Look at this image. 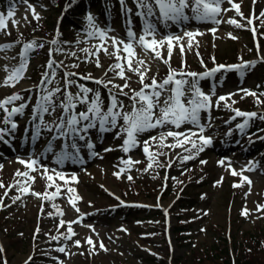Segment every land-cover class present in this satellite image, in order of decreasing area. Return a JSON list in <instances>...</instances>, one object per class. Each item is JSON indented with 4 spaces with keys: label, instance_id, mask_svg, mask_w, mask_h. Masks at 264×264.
<instances>
[{
    "label": "rangeland",
    "instance_id": "obj_1",
    "mask_svg": "<svg viewBox=\"0 0 264 264\" xmlns=\"http://www.w3.org/2000/svg\"><path fill=\"white\" fill-rule=\"evenodd\" d=\"M83 1L70 0L64 14L49 0H27V3L24 0H16L0 10V14L7 16L9 10L14 9V15L6 21V28L0 31V45H12L11 48L0 50V85L3 84L8 73L19 66L20 53L24 45L32 41H35L37 45L29 52L28 65L19 83L15 87L0 86V100L18 93L22 99L14 101L9 106L27 105L23 114L12 117L16 123H20L21 129L22 124L24 125L33 113L37 100L42 95V88L64 89L65 72L81 73L83 74H80L81 76L91 73L94 78L111 79L114 84L125 83L113 72L108 71L110 65L116 63L115 57L101 51L98 54L101 67H96L97 56L83 51V49H89L90 52H94L96 46L101 43H104L109 52L113 51L110 39L101 41L98 36L88 35L89 31H95V29L89 28L87 17L91 15L96 27L106 31L109 37H117L127 42L129 28L135 32L137 38L143 31L144 20L140 23L136 22L137 4L135 6L127 4L126 9L130 11L125 10L123 15L117 6L118 0H112L114 4L107 10L104 7L100 8L98 3L93 7L82 8V4L85 3ZM233 3L240 5V12L243 13L244 18H250L252 13L256 17L257 35L261 43L259 48L255 47L257 35L248 30L246 19L237 15L236 10L232 9L226 0L221 8L231 10L221 12V15L217 17L221 20L218 25L211 21L190 19L179 25L169 21L170 26L165 27L156 16L149 18L150 22L156 25L157 39L168 34L183 37L187 31L203 33L194 37L191 49L187 48L186 37L181 41L185 45L183 58L180 48L174 47L170 61L173 69L181 70L182 59L184 71L202 73L206 68L212 69L215 63L239 64L245 59L252 61L264 58V23H262L264 17L260 16V13L264 11V0H255V2L254 0H233ZM29 4L35 9L40 17L39 20L33 18L32 11L28 8ZM185 12L189 16L192 15L190 9H186ZM156 14L159 15L157 11ZM108 15L109 22L106 18ZM123 16L129 23L124 24ZM231 18L244 24L245 27L237 28L227 23L226 21ZM13 20L16 23H13ZM70 23L76 25L68 27ZM130 23H137L136 27L132 28ZM213 28L216 29L215 34L211 31ZM51 29L59 32V36L57 32L55 35L52 34ZM78 31L80 32L77 33ZM229 33L236 38H231ZM53 39L58 41L57 44L51 43ZM41 44L43 47H39ZM55 49L62 51H55ZM198 52L205 57L203 64ZM135 53L138 59L144 60L150 67L145 83L150 84L152 77L162 81L167 76L168 65L153 59L151 52L146 55L140 47H135ZM162 54L167 59L166 46L162 49ZM49 59L55 60L57 64L62 62L63 66L56 68V75L51 84L41 85L42 73L50 71L46 68ZM72 65H78V67H72ZM53 67L55 68L56 65ZM105 72L107 76L104 75ZM125 75L129 77L127 81L129 87L124 91L131 96L132 91H138L141 84L135 73L125 69ZM71 79L77 82L80 80L75 76ZM213 85H215L213 107L210 113L201 112L200 114V122L205 126L204 135L211 138V145L206 146L201 152L197 153L196 149H192L189 153L185 151V148H190V144L185 145L184 148L173 149L159 147L157 142H152L150 151L164 154L157 155L155 160L151 161V168L148 167L150 161L147 154L143 151L144 140L170 129L173 131L188 129L198 131V129L189 124L182 125L180 129L170 125L156 128L141 134L138 137L139 145L125 153L121 148L124 136L116 137L119 127L103 133L99 132L97 127L86 134L84 141L86 144L77 146L78 156L82 162H77L79 165L75 167L71 166L73 163L71 160L63 164L56 163V153L61 152L64 146L62 138L53 141L52 152H45L48 143L38 142V139L30 141L25 148L26 152H23L22 146L13 149L10 144L7 149H0V165H3L0 169V181L5 185L0 188V200H2L0 243L4 247L9 264H25L26 262H23L27 260V263L31 264H157L153 260L154 255H162L165 258L170 256V251L159 230L163 219L161 211L166 212V210L170 214L167 230L172 238L173 255L178 258L180 264H196L199 262L198 256L211 252L212 246L220 249L227 245L231 249L232 247L236 249L237 242L243 241L245 235L264 231V209L257 210L258 204L264 205V160L257 154L253 155L254 148L259 142L260 132L251 135L253 143L248 142L245 140L248 128L243 133L236 129L238 121H243L244 117L231 119L235 115L231 108L244 112L260 110L264 114V95H261L264 93V67L257 64L246 70L243 77L237 71H221L213 78L200 81V87L206 94L211 93ZM90 88L95 90V86ZM113 89L114 92L117 91ZM241 89L256 92L261 103L255 105L256 97L244 96ZM69 90L73 93L78 91L75 86ZM61 92L63 93V90ZM230 93H236L227 102L231 108L225 107L224 102H221L219 107L215 106V100L219 96H227ZM104 95L101 93V97ZM167 95L168 93L165 92L161 100L163 101ZM60 98H63L61 93L53 98L56 104L60 103ZM118 99L126 105L125 111H130L131 101L128 97L119 96ZM233 100L236 101L235 104H232ZM107 105L104 107L106 108ZM77 110L79 111L80 108L78 107ZM3 112L0 109V123ZM61 114L62 110L57 107L54 113L44 114V122L48 124L47 119L53 117L59 119ZM32 117L31 115L30 120ZM253 120L264 123V120L259 118ZM37 122L40 123L38 117ZM231 125L235 127L231 128ZM46 130L41 125L39 137L48 136L50 131L45 133ZM89 142L94 145V148L89 149L86 146ZM165 143L172 144L174 141L169 137ZM234 146H238L241 150H236ZM69 147L67 151L76 154V150ZM249 147L253 150L240 152ZM105 149L112 150L104 151ZM190 154L195 158L185 161L183 157ZM30 158L37 159L42 168L54 169L63 173L68 179L67 186L64 185V181L55 179V183L61 185V193L55 200H42L34 195L24 194L15 187L8 190L9 185L21 179L15 176L17 170L21 172L26 170L19 160L27 161ZM128 159L134 162L139 161V163H133L128 167L121 162ZM221 160L225 161L223 166L219 164ZM250 163L255 165L254 170L243 171V176L248 177L251 185L242 182L240 175L231 174V169L240 173L243 169H247ZM42 168L40 171L31 172L35 181L31 183L30 192L51 193L56 190L54 186L46 187L49 182L42 178ZM117 172L120 173L119 178L114 175ZM49 174H52L51 171ZM73 175L76 176L78 183L71 181ZM129 176L131 179H128ZM234 184H242V186L233 187ZM68 186L74 188L75 195L80 197L76 201L78 212L69 204L68 197L71 194L67 192ZM6 190L7 195H5ZM16 196H20V199L13 202V197ZM128 203L134 204L128 205ZM53 204L57 207H53ZM135 205L138 207H132ZM118 206L127 208H118ZM58 209L63 212V215H58ZM245 210L247 215L242 214ZM176 214H179L181 221H177ZM61 220L65 221L63 227H60ZM72 221H79L72 224L75 235L70 240H65L61 234H67L68 223ZM229 228L228 236L226 232ZM34 229L36 235H33L32 239ZM53 236H58L59 239L53 240ZM225 236L227 238L224 240ZM89 237L95 243L94 250L86 243ZM77 240L80 241L79 247L74 243ZM101 242L107 251L100 248ZM60 247L65 248L64 253L57 251ZM31 254L32 257L28 259ZM219 264L225 263L219 261Z\"/></svg>",
    "mask_w": 264,
    "mask_h": 264
},
{
    "label": "snow or ice",
    "instance_id": "obj_2",
    "mask_svg": "<svg viewBox=\"0 0 264 264\" xmlns=\"http://www.w3.org/2000/svg\"><path fill=\"white\" fill-rule=\"evenodd\" d=\"M27 3V0H24ZM228 4L231 5L232 9L236 10L237 15H240L243 19H246L247 25H253V20L256 18H244L243 13L240 12V5L233 3V0H226ZM255 2V0H254ZM122 6H124V0H120ZM137 7L143 9L137 13V15L144 18V26L142 34L137 38L135 32L129 28L127 31V42L121 40L117 37H109L107 32L96 27L94 23V18L91 15H88V25L89 28L95 29V31H89V36H98L101 41L111 40L112 52L108 51V48L105 47L104 43L96 46L94 52H90L89 49H83V51L89 53L90 55L97 56L95 61L96 67H101L98 54L103 51L106 55L115 57L116 63L110 65L108 71L113 72L115 76L124 80L123 85L114 84L111 79L104 80L103 78H94L91 73H88L86 76H81V80H91L97 85H102L104 88L108 89V105L104 107V101L101 97V92L99 89H92L85 84L79 83L76 80L71 79L77 75L73 72H65L64 74V89H63V98L60 99V103L56 104L54 97L58 93H61L62 89L56 87L49 90L47 87L42 88V95L39 96L37 100L36 107L33 110V120L37 117L40 120V124L36 125V131L33 136V139H38L40 135L41 125L48 131H53V126L55 127L56 135L53 136L52 141H49L48 147L45 149V152L53 151V141L64 138L65 140L71 139V148L76 150V154L68 152L67 149L69 145L64 144L61 152L56 153V163L63 164L66 160H71L73 163L82 162L78 156L79 148L76 144V139L83 141L86 139V134L91 129H96L98 131L109 132L117 129L116 137L120 138L124 136L123 143L121 145L122 150L125 153H128L131 149L137 147L140 143L138 137L146 132H149L156 128H164L165 126H173L175 129H180L182 125L189 124L194 126L198 131H193L188 129L186 131H173L168 130L167 132H160L158 136H150L148 139L143 141V151L147 154L148 160L150 161L148 167H152L151 161H154L157 155H163L164 153H153L150 151L152 142H157L159 147H168V148H184L185 145L190 144V148H185V151L191 153L192 149H196L197 153L204 150L206 146L211 145L212 140L210 137L204 135L205 126L201 124V112L210 113L213 107V96H215V85H213L212 91L210 94H206L200 87V81L213 78L215 74L221 71H237L241 77L245 75L246 70L255 66L256 61L245 62L241 61L239 64L235 65H217L212 69H207L202 73L184 71L183 70V59H182V68L180 71H177L171 67L170 61L173 54L174 47L178 46L180 48L181 57L183 58L185 52V45L181 41L186 37L187 38V48L191 49L193 45L194 37L197 35H202L203 33L187 31L184 33V36L178 35H164L160 39H157V28L156 25L150 22L151 17L156 16L157 20L165 25V27L170 26L168 24L171 21L174 24L179 25L182 22L188 21L190 19L197 21H211L214 24H220L221 20L218 19L222 11H229L231 9H222L221 5L225 3V0H135ZM158 8L159 15L157 16L155 8ZM28 8L32 11L33 18L39 20L38 14L35 12V9L32 5H28ZM190 9L192 15L189 16L186 14L185 10ZM127 10V9H126ZM130 11V10H127ZM14 15V9L9 10L7 16L0 14V31H3L6 28V21ZM261 17H264V11L260 13ZM227 23L234 25L237 28L245 27L244 24H241L236 19L231 18L226 21ZM13 23H16L13 20ZM264 23V21H262ZM255 34L256 29L252 27L250 29ZM213 34H215L216 29H211ZM59 36V32H57ZM229 36L233 39L231 33ZM57 40L53 39L51 43L53 45L57 44ZM166 46L167 48V59L164 58L162 54V49ZM12 45H0V50H6L11 48ZM37 47L36 42L32 41L31 43L25 44L21 55V62L18 67L12 69L6 79L3 81V84L0 86L4 87H15L17 83L23 78V74L28 65V55L30 50H33ZM43 47V44L39 45ZM135 47H140L145 54L149 52L152 53V58L155 60H160L164 64L168 65V74L162 81H157L155 77L151 78V83H145L147 78V72L150 71V67L146 64L144 60L138 59L135 53ZM55 51H62L61 49H55ZM198 54V53H197ZM75 55V53H71ZM51 57V51L49 52ZM123 61V63H122ZM213 62L215 58L213 57ZM264 62V58H262ZM203 64V61H201ZM135 64V66H133ZM53 65H56L54 68ZM62 62L57 64L55 60L49 59L46 68L50 71H45L42 73V80L40 81L41 85L51 84L54 81L56 75V68L62 67ZM72 67H78V65H72ZM206 67V66H205ZM125 69L127 71L133 72L139 77V83L141 84L140 89L133 90L132 95L129 96L127 92L124 91L125 88L129 87L128 79L125 75ZM7 71V69H5ZM107 76V72L104 73ZM111 85V88L109 87ZM75 86L78 89L75 93L69 89ZM39 87V85H38ZM115 88L117 91H112ZM30 91V89H29ZM244 93V96H253L256 97V102L259 104L261 101L256 92L249 91L247 89H241ZM167 92L168 95L161 100L163 94ZM91 94V96L89 95ZM236 93H230L227 96L221 95L215 100V106L219 107L221 102H224L225 107L231 108L227 102L231 100V97ZM264 95V93H261ZM119 96L128 97L131 101L130 111H125L126 105L122 100H119ZM243 98V97H242ZM22 97L16 93L11 96H8L4 100H0V109L6 113L3 123L5 125H10V128L0 129V141L4 143H9L4 140L5 135L14 132L17 128V124L12 121V117L17 114H23L24 109L27 107L26 104H20L18 107H12L11 110L8 109L7 105L12 104L14 101L20 100ZM236 101H232V104H235ZM59 107L62 110V114L59 117V122L54 123V125H49L44 122V114H52L55 112L56 108ZM78 107L80 110L78 111ZM235 113L231 117L232 120H235L237 117H244L242 123L237 124L236 127L241 131L249 126V122L254 118H259L264 120V114L258 116L256 112H244L237 108H231ZM122 121V123H119ZM210 127V123L208 125ZM171 137L174 141L172 144H166L165 141ZM89 149L94 148V145L89 142L86 145ZM112 149H105L104 151H111ZM95 155V153H94ZM193 155L184 156L185 161L194 159ZM123 164L130 167L133 163H139V161H132L131 159L122 160ZM19 163L24 165L26 170L21 172L17 170L15 173L16 177L21 179L16 180L15 184L9 185L8 190L15 187L24 194H31L40 198L42 200L53 201L61 193V185L55 183V179L58 178L64 181V185L69 184L68 179L65 178L63 173L58 172L54 169L49 170L46 167L39 165L37 159H29L27 161L20 159ZM201 163H206V161H201ZM220 165H224L225 161H219ZM229 164V168H230ZM255 165L249 164L247 169H243L238 173L235 169H231V174L233 176L240 175L242 182H247L251 185V181L248 177L243 176V171H252L254 170ZM3 168V165H0V169ZM42 168L41 176L45 178L49 183L46 185L47 188L55 187L54 192L37 193L30 192L31 183H34L35 177L31 176V172L40 171ZM51 171L52 174H49ZM123 171V169H121ZM119 178L120 173H114ZM131 179V176L128 177ZM71 181L77 182L78 180L75 175L71 177ZM219 183V182H218ZM242 184H234L233 187H241ZM5 187L2 181H0V188ZM67 192L69 195V204L78 212L79 209L76 207V201L80 199L78 195H75V189L71 186L67 187ZM7 195V190L5 192ZM20 199V196L13 197V202ZM2 204V200H0ZM53 207H57L53 204ZM264 209V205H257V210ZM242 214L247 215V210ZM58 215H63L62 211L58 209ZM79 223V221H72L68 223L67 234H61L64 236L65 240H70L75 232L73 231L72 224ZM65 221H60V227H63ZM90 227V226H89ZM59 230V229H57ZM94 231V229H93ZM53 240L59 239L58 236H53ZM77 247L80 246V241L74 242ZM86 243L91 246V249L94 250L95 243L91 237L87 238ZM100 248L107 251L104 244L100 243ZM3 249L0 248V252ZM57 251L64 253L65 248L60 247ZM27 264V262H26Z\"/></svg>",
    "mask_w": 264,
    "mask_h": 264
},
{
    "label": "trees",
    "instance_id": "obj_3",
    "mask_svg": "<svg viewBox=\"0 0 264 264\" xmlns=\"http://www.w3.org/2000/svg\"><path fill=\"white\" fill-rule=\"evenodd\" d=\"M53 1L56 3V6L59 7V5L64 0ZM237 243L239 246L237 245V248L234 249L235 264H264L263 230L262 232H258L256 234H250L248 236L245 235L243 237V241H238ZM214 250L216 253L214 252ZM158 261L160 264H167L165 263L164 259L158 258ZM174 261L180 264V261L176 258H174ZM197 261L199 262H197L196 264H219V261L224 262L225 264H232L229 250L226 245L220 249L212 246L211 252L208 251L203 253L201 256H198Z\"/></svg>",
    "mask_w": 264,
    "mask_h": 264
},
{
    "label": "bare ground",
    "instance_id": "obj_4",
    "mask_svg": "<svg viewBox=\"0 0 264 264\" xmlns=\"http://www.w3.org/2000/svg\"><path fill=\"white\" fill-rule=\"evenodd\" d=\"M25 85L27 84V83H24Z\"/></svg>",
    "mask_w": 264,
    "mask_h": 264
}]
</instances>
